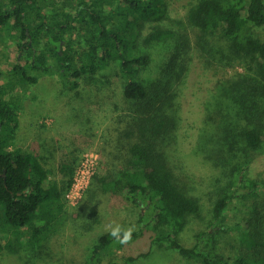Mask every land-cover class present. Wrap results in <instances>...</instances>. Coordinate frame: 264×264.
<instances>
[{
    "label": "trees",
    "instance_id": "obj_1",
    "mask_svg": "<svg viewBox=\"0 0 264 264\" xmlns=\"http://www.w3.org/2000/svg\"><path fill=\"white\" fill-rule=\"evenodd\" d=\"M167 5L168 0H0V38L11 41L15 53L0 71V252L48 254V243L67 220L66 230L78 235L96 226L103 210L135 207L136 223L127 225L135 229L132 239L152 230L150 244L164 242L187 264H264V177L251 172L264 153V35L253 31L264 26V0H192L176 20L168 19ZM188 30L196 51L209 61L241 67L217 79L203 101L192 152L214 170L204 192L175 151L180 117L172 87L191 47ZM169 39L174 45L159 72L142 77L150 62L143 48ZM52 72L77 97L80 84L121 83L96 148L105 172L91 175L75 205L64 194L83 149L61 145L47 129L25 147L17 143L26 138L18 133L16 92ZM202 194L210 201L209 230L195 233L197 243L187 247L177 235L191 218H201ZM233 201L240 202L243 216L228 224ZM140 208L150 213L145 223ZM231 231L237 237L227 254L198 247L216 245L215 235ZM121 246L106 231L85 260L66 263L96 264L100 252Z\"/></svg>",
    "mask_w": 264,
    "mask_h": 264
},
{
    "label": "rangeland",
    "instance_id": "obj_2",
    "mask_svg": "<svg viewBox=\"0 0 264 264\" xmlns=\"http://www.w3.org/2000/svg\"><path fill=\"white\" fill-rule=\"evenodd\" d=\"M192 0H168L166 15L168 19H181L184 15L187 4ZM167 20V19H166ZM146 30V29H145ZM143 30V32L145 31ZM256 36L264 35V26L253 28ZM186 38L191 44L190 50L184 55V65L182 73L173 83L176 103L179 107V123L177 135L175 137V151L179 160L185 165L187 172L194 176L195 181L201 182L198 186L200 191L209 189L208 182L214 170L201 161L192 152L198 129L201 124L203 101L208 96L217 79L227 76L236 71H241L239 64L222 67L203 54H199L194 47L193 33L186 31ZM174 40L169 39L163 43H155L144 47L145 53L149 56L150 62L141 69L144 78L152 79L160 70L162 59H166L168 53L173 48ZM11 41L0 38V71L7 70L10 62L15 58ZM107 74L106 72H104ZM121 83L118 81L110 82L96 88L92 85L80 84L78 97L74 94L76 90H66L61 84L55 72L41 76L35 84L25 86L16 92L20 107L19 134H23L26 139H18L17 143L23 147L30 144L37 137V133L47 129L54 138L58 139L61 145L70 148L76 147L83 149L78 154V160L87 151L96 152L98 141L102 138L103 128L110 111L112 97L117 93V88ZM75 95V96H74ZM43 125L44 127H42ZM103 158L98 155L97 164L94 172L104 173ZM251 172L259 177H264V153L257 156L251 163ZM207 184V185H206ZM207 193V192H206ZM202 204L201 218H191L188 224L178 233L177 240L184 246H192L197 243L194 236L199 230L208 229L210 220L209 207L210 201L205 194L200 196ZM239 201L230 203L226 211V221L232 224L242 218ZM144 212L143 222L149 217V212L145 208H140ZM139 208L127 211L123 207L114 208L112 211L103 210L100 222L78 235H73L64 229L54 234L53 242L47 245L48 254L37 255L26 248L17 252H0V264H67V260L75 258L83 261L89 255V251L97 237L106 232L108 225L116 224L126 228L136 223ZM209 230V229H208ZM152 230L145 229L142 234L132 239L129 244L122 245L115 252H100L99 261L96 264H108L112 261L122 262L127 256L135 259L128 264H187L178 257L174 249L167 248L166 244H150ZM237 232L231 231L227 234L215 235L216 245L211 243H198V247L208 250L231 252V246L235 245ZM52 243V244H51ZM107 250H109L107 248ZM145 253L144 256H139Z\"/></svg>",
    "mask_w": 264,
    "mask_h": 264
},
{
    "label": "built area",
    "instance_id": "obj_3",
    "mask_svg": "<svg viewBox=\"0 0 264 264\" xmlns=\"http://www.w3.org/2000/svg\"><path fill=\"white\" fill-rule=\"evenodd\" d=\"M98 155L93 151L82 154L72 177V182L64 194L69 205H75L81 198L83 190L86 188L94 168L97 164Z\"/></svg>",
    "mask_w": 264,
    "mask_h": 264
},
{
    "label": "clouds",
    "instance_id": "obj_4",
    "mask_svg": "<svg viewBox=\"0 0 264 264\" xmlns=\"http://www.w3.org/2000/svg\"><path fill=\"white\" fill-rule=\"evenodd\" d=\"M106 230L109 232L110 236L115 240V242L125 245L132 242V236L135 231L133 227L124 228L119 224L108 225Z\"/></svg>",
    "mask_w": 264,
    "mask_h": 264
}]
</instances>
